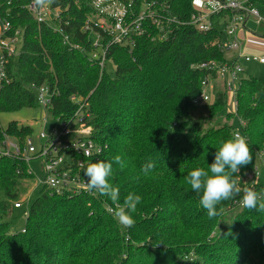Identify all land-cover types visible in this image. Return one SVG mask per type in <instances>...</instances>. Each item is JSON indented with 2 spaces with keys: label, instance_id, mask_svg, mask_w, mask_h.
<instances>
[{
  "label": "trees",
  "instance_id": "obj_1",
  "mask_svg": "<svg viewBox=\"0 0 264 264\" xmlns=\"http://www.w3.org/2000/svg\"><path fill=\"white\" fill-rule=\"evenodd\" d=\"M132 1L137 12L139 2ZM161 1L162 12L180 24H172L163 41L149 28L150 37L136 38L132 50L101 36L102 70L91 59L93 52L100 54L92 44L95 36L82 32L88 0L54 1L64 8L60 21L66 42L52 25H39L26 12L13 21L24 35L18 58L9 64L12 81L0 89V112L38 108L37 90L44 85L51 94L48 115L55 122L71 123L82 106L89 115L90 138L102 148L87 164L113 163L109 182L119 188L121 204L128 193L142 199L131 213L135 224L127 229L108 211L115 207L110 198L95 191L56 193L40 185L24 209L21 197L35 175L23 161L4 159L0 264H264V212L233 205L234 197L222 201L219 214L209 219L199 203L202 193L186 181L191 170H207L222 142L231 138L232 118L239 121L253 156L236 174L239 185L249 183L258 166L264 168V78L241 81L235 111L221 90L211 104L195 103L202 82L214 77L196 66L223 60L213 45L219 20L201 33L189 23L192 0ZM249 2L264 16V0ZM200 107L206 116L195 118ZM5 132L25 138L32 129L11 123ZM117 155L123 168L114 161ZM148 163L155 167L145 176L141 169ZM87 164L72 175L86 182ZM255 191L264 193L259 187ZM18 202L21 206L14 207ZM21 210L24 223L18 227L16 212Z\"/></svg>",
  "mask_w": 264,
  "mask_h": 264
},
{
  "label": "built area",
  "instance_id": "obj_2",
  "mask_svg": "<svg viewBox=\"0 0 264 264\" xmlns=\"http://www.w3.org/2000/svg\"><path fill=\"white\" fill-rule=\"evenodd\" d=\"M54 1L44 8H38L34 0H0V89L12 81L8 73L9 64L18 58L21 51L17 45L21 43L24 30L21 26L16 28L13 25L20 11L26 12L39 25H52L53 32L63 36L65 42L68 40L60 21L64 8L55 6ZM88 1L90 13L83 23L82 32L95 36L92 42L94 48L100 47L99 38L105 35L112 45L126 46L132 50L136 38L150 37L149 28H155L160 33L158 39L163 41L170 32V26L180 24L177 19L162 12L165 1L138 0L137 12L132 0L126 3L121 0ZM192 7L194 13L189 23L201 33H208L214 27L213 19L218 18V37L213 45L223 55L222 61L211 60L196 66L213 72L214 77L202 82V90L195 103H211L210 97L214 98L217 91L221 90L226 94L230 109L235 111L237 86L243 80L239 78L245 73L242 64L255 62L264 66V54L246 52L247 45L242 34L255 35L256 31L249 29L247 23L252 22L257 28L264 22V16L252 7L249 0H192ZM226 53L231 56H225ZM91 59L96 60L102 70L106 59L105 49L100 47V54L93 52ZM50 98L47 86L37 90L36 102L43 111L42 129L39 132V139L43 143L39 151L36 153L30 137L9 135L0 127V162L4 159L21 160L26 164L27 172L34 174L31 162L40 160L45 174L40 185L54 189L56 193H62L63 189L89 192L86 182L72 175L75 170L83 168L90 159L102 153V148L90 138L91 127L86 124L89 115L82 111L81 106L71 123H57L51 118L52 126L46 130ZM256 174L257 170L254 176ZM240 187L255 191L259 185L252 179ZM261 192H264V188H261ZM242 196L243 192L237 195L233 205L244 208L240 203ZM20 206L19 202L14 205Z\"/></svg>",
  "mask_w": 264,
  "mask_h": 264
},
{
  "label": "clouds",
  "instance_id": "obj_3",
  "mask_svg": "<svg viewBox=\"0 0 264 264\" xmlns=\"http://www.w3.org/2000/svg\"><path fill=\"white\" fill-rule=\"evenodd\" d=\"M52 2L53 0H34V4L38 8H44ZM252 160V152L246 137L239 131H235L230 139L222 142L207 170L195 168L188 172L187 184L195 193H202L199 203L206 210L209 219L215 218L219 214L217 206L222 201L233 199L241 192H243L240 201L242 207L264 212V193H258L251 188L242 189L238 183L239 177L236 175L241 172L242 167L252 163ZM114 161L121 168L124 167L119 155L114 158ZM154 167L153 163H148L142 167L141 172L147 176ZM112 173V162L98 160L88 163L83 172L87 178L86 188L89 192L95 191L102 196L109 197L115 207L109 208L108 211L118 224L125 228H131L135 224L131 213L136 211L142 198L134 193H128L121 204L119 188L109 182Z\"/></svg>",
  "mask_w": 264,
  "mask_h": 264
},
{
  "label": "rangeland",
  "instance_id": "obj_4",
  "mask_svg": "<svg viewBox=\"0 0 264 264\" xmlns=\"http://www.w3.org/2000/svg\"><path fill=\"white\" fill-rule=\"evenodd\" d=\"M253 36L254 39L259 41L260 43L264 44V22H261L257 28H256V34L255 35H249ZM22 43H19L17 45V48H20ZM247 53L249 54H264V49H253V50H247ZM227 57H230V53H226ZM245 73L240 76L241 79H250V78H255V79H262L264 78V66L259 65L255 62L247 63V64H242ZM107 70L108 72L113 71V66L109 63L107 65ZM221 87L222 86H218ZM239 88V85L237 86ZM211 103L213 101V97L211 96ZM210 103V104H211ZM229 107V105H228ZM230 109V107H229ZM196 117L198 118L199 116H206V109L203 107L198 108L197 110L194 111ZM42 117H43V111L40 110L39 108H20L19 110L15 112H9V113H4L0 112V127L2 129H7L11 123H15L17 127H30L32 129V133L30 136L31 142L33 147L36 150V153L39 151L41 144L43 141L39 139V132L42 129ZM51 117H48L47 125H46V130H48L52 126L51 122ZM230 123L232 124V129L234 131H240V125L239 121L236 118H232ZM42 163L40 160H33L31 162V168L33 169V172L35 174V178L32 181L28 182V186L26 187L24 194L21 197V201L24 203V209L26 207V202H28V207L30 204L33 202L36 196V190L40 186V183L45 177V174L43 173L42 169ZM253 181L257 182L259 187L264 188V168L261 166H258L257 169V174L253 177ZM247 182L240 184V186H245ZM24 210L16 212L17 216V225L18 227H21L24 223V217L25 214L23 213ZM127 229V228H126Z\"/></svg>",
  "mask_w": 264,
  "mask_h": 264
},
{
  "label": "crops",
  "instance_id": "obj_5",
  "mask_svg": "<svg viewBox=\"0 0 264 264\" xmlns=\"http://www.w3.org/2000/svg\"><path fill=\"white\" fill-rule=\"evenodd\" d=\"M242 38H244L247 45L246 52L247 50L264 49V44L254 39L253 36L242 34Z\"/></svg>",
  "mask_w": 264,
  "mask_h": 264
},
{
  "label": "water",
  "instance_id": "obj_6",
  "mask_svg": "<svg viewBox=\"0 0 264 264\" xmlns=\"http://www.w3.org/2000/svg\"><path fill=\"white\" fill-rule=\"evenodd\" d=\"M247 27L252 31H256V25L252 22L247 23Z\"/></svg>",
  "mask_w": 264,
  "mask_h": 264
}]
</instances>
